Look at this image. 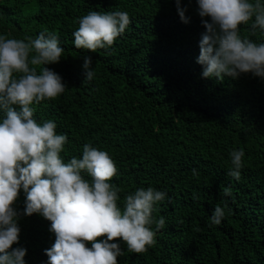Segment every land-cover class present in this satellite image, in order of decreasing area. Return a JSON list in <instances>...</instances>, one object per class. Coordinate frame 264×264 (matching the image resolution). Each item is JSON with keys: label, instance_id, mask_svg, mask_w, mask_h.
<instances>
[{"label": "trees", "instance_id": "obj_1", "mask_svg": "<svg viewBox=\"0 0 264 264\" xmlns=\"http://www.w3.org/2000/svg\"><path fill=\"white\" fill-rule=\"evenodd\" d=\"M180 7L189 22L177 0H0V35H58L60 61L36 67L38 74L43 67L55 71L67 87L31 107L37 122L52 120L56 133L67 135L65 162L82 158L85 144L107 151L118 169L110 182L121 189L122 210L138 189L165 193L152 213L165 220L159 230L151 225L154 245L137 254L114 241L123 251L118 264H264V78H204L197 60L206 18L197 0H180ZM92 11H127L131 21L112 46L95 52L77 49L73 35ZM250 25L240 26L241 36L264 42V31L253 33ZM85 56L93 61L91 81ZM240 149L236 180L228 175L230 153ZM25 199L21 190L14 205L20 213ZM217 205L225 209L219 225L211 222ZM18 226L13 248L27 249L25 264H48L51 222L37 213L21 215Z\"/></svg>", "mask_w": 264, "mask_h": 264}, {"label": "clouds", "instance_id": "obj_2", "mask_svg": "<svg viewBox=\"0 0 264 264\" xmlns=\"http://www.w3.org/2000/svg\"><path fill=\"white\" fill-rule=\"evenodd\" d=\"M197 2L199 15L206 18L197 60L204 66L202 76L223 80L251 73L264 78V42L240 33V26L250 22L253 33L264 31V0ZM177 7L181 19L189 22L180 0ZM130 22L127 11H92L79 20L74 45L91 52L110 47ZM63 51L55 33L41 32L35 39L0 35V109L5 113L0 119V264H25L27 249L13 248L19 243L21 215L38 213L51 222L55 242L45 250L48 264H118L123 251L114 241H124L128 251L139 254L155 243L151 225L157 230L165 225L163 217L154 220L152 215L165 193L138 189L126 195L122 210L121 189L110 182L118 169L109 153L85 144L82 158L65 162L61 152L67 135L56 133L54 121L34 118V101L55 99L67 87L55 71L43 67L38 74L36 66L58 63ZM30 53H35L31 59ZM92 64V57L85 56L87 81L95 75ZM230 156L228 175L239 180L245 152L233 150ZM21 190L26 197L23 213L14 207ZM224 194L231 195V189ZM224 216L225 209L217 205L211 222L219 225Z\"/></svg>", "mask_w": 264, "mask_h": 264}]
</instances>
